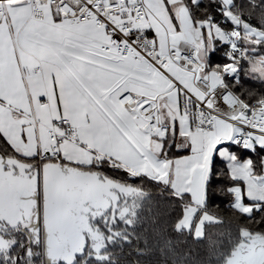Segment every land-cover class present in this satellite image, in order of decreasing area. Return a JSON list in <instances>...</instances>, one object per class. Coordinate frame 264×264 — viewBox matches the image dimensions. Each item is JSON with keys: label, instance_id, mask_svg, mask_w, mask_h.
<instances>
[{"label": "snow or ice", "instance_id": "1", "mask_svg": "<svg viewBox=\"0 0 264 264\" xmlns=\"http://www.w3.org/2000/svg\"><path fill=\"white\" fill-rule=\"evenodd\" d=\"M242 79L264 84V0H0V264L147 255L162 202L217 264H264V92ZM210 193L235 235L208 236ZM153 232L157 264H201Z\"/></svg>", "mask_w": 264, "mask_h": 264}, {"label": "trees", "instance_id": "2", "mask_svg": "<svg viewBox=\"0 0 264 264\" xmlns=\"http://www.w3.org/2000/svg\"><path fill=\"white\" fill-rule=\"evenodd\" d=\"M150 34V33H149ZM225 48L222 47L219 43H217V51L214 52L211 56V62L213 64L216 63H226L227 61L223 57V52ZM244 67H247V64L244 65ZM242 83L250 90H255L259 92H264V84L253 81V80H246L242 79ZM236 150V149H233ZM249 155L247 152L241 153L242 158ZM255 159V156H253ZM221 165L219 162H217V168H219ZM134 184H141L143 183L145 188L147 190L152 191L153 193L157 192L158 189L156 186L148 181L141 182L140 180H133L130 181ZM224 181H217L213 184V190L218 188L221 184H223ZM229 197L223 196V195H212L210 193L209 197V209L216 211V206H219V215L223 218L224 223L221 225H217L214 227H208L207 233L208 236L211 237L213 240H217L220 238L221 233H227L231 232L233 235H235L236 232V222L234 219H232L231 212L227 209L226 205L228 203ZM178 209L176 211L172 210V207L164 202L161 203L160 207L158 209H155L153 212V215L149 217V221L151 225L155 228H166L168 231V234L170 236H176L174 232H172L171 224L174 216L177 214ZM257 219H259V216H257ZM243 223V221H241ZM255 227V226H254ZM259 229H264V224L259 225ZM183 237V236H180ZM184 238V237H183ZM224 241L226 243L227 236H224ZM184 250L192 249V255L193 257L201 262L205 263L209 260L215 259L217 256V253H214L212 249L208 246V243L206 240H201L199 242H196L192 239V237H187V243H182ZM219 251H224L223 248L219 249Z\"/></svg>", "mask_w": 264, "mask_h": 264}, {"label": "flooded vegetation", "instance_id": "3", "mask_svg": "<svg viewBox=\"0 0 264 264\" xmlns=\"http://www.w3.org/2000/svg\"><path fill=\"white\" fill-rule=\"evenodd\" d=\"M132 183V182H131ZM153 225L149 221V216L146 215L144 222L136 228L137 234H146L148 245L147 248L150 250L147 255H137L133 250L137 246V241L134 239L131 245L125 244L123 248V253L119 256L120 264H135L139 261V264H157V261H161L162 257L159 255L158 249L155 248L156 237L153 232ZM173 239H179L181 241L180 247L183 248V241L185 238L171 236ZM139 247L145 249L144 239L139 241ZM119 251V249H117ZM201 264H217V259L209 260Z\"/></svg>", "mask_w": 264, "mask_h": 264}, {"label": "built area", "instance_id": "4", "mask_svg": "<svg viewBox=\"0 0 264 264\" xmlns=\"http://www.w3.org/2000/svg\"><path fill=\"white\" fill-rule=\"evenodd\" d=\"M150 36L152 35V33L149 34Z\"/></svg>", "mask_w": 264, "mask_h": 264}, {"label": "rangeland", "instance_id": "5", "mask_svg": "<svg viewBox=\"0 0 264 264\" xmlns=\"http://www.w3.org/2000/svg\"><path fill=\"white\" fill-rule=\"evenodd\" d=\"M235 151V150H234Z\"/></svg>", "mask_w": 264, "mask_h": 264}]
</instances>
